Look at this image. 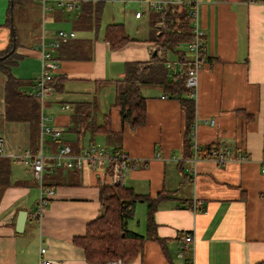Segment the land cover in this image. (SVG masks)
Masks as SVG:
<instances>
[{
  "label": "crops",
  "instance_id": "obj_1",
  "mask_svg": "<svg viewBox=\"0 0 264 264\" xmlns=\"http://www.w3.org/2000/svg\"><path fill=\"white\" fill-rule=\"evenodd\" d=\"M114 1L118 0L111 2ZM189 1L196 3L203 53L194 104L195 134L191 131V147L186 149L183 148L185 114L178 100L168 97L160 88H142L146 118L134 130L124 127L120 131L119 111L113 106L115 81L122 77L125 63L148 62L154 56L156 46L149 41L153 31L152 9H148L147 36L127 34L129 41L110 50L103 38L90 33L94 28L98 31L99 22L91 25L80 22L83 3L72 10L57 8L52 2L48 4L51 9L43 10L37 0L15 4L20 10L26 7L32 10L33 17L29 19L28 32L22 34L16 31L13 16L9 24L7 17L6 25L0 26V53L15 41L10 72L12 68H20L19 62L26 57L32 58L35 74L26 79L11 73L19 82V91L32 96L40 66V44L44 43L43 49L51 53L56 68L54 91L42 109L43 123L58 128L60 136L57 140L47 133L41 137L45 164L42 177L54 193L42 217L36 220L31 213L38 198V185L30 168L18 157L26 151L38 152L39 132L32 147L29 124L6 119V77L0 71V156L11 160V185L0 188V264H38L43 247L45 257L58 264H89L81 249L71 242L100 214L99 188L112 184V180L107 169H92L88 164L65 168L57 164L54 157L57 147L73 143L66 139L69 134L76 135L80 142L78 149L72 150L75 153L92 143L113 152L118 145V151L133 161L121 172V183L140 195L154 197L164 193L165 198L153 213L156 239L146 238L140 252L128 264H184L177 251L187 233L194 236L195 264L264 262V3ZM85 3H101L102 9V1ZM74 13L71 27L61 28L59 25L68 23L66 17ZM39 15L49 25L48 30L38 25ZM59 30L74 32V36L60 39ZM78 31L82 33L76 34ZM183 45L188 50V44ZM185 54L190 61L191 52ZM168 62L167 68L176 72V59ZM77 103H88L97 125L108 114L111 133L121 132L112 148L97 143L96 138L104 137L111 142L117 140L114 136L95 135L81 143L88 133L66 131ZM208 146L224 151L227 162L219 164L210 158L194 157ZM239 156L246 159L240 160ZM195 201L201 202L197 210L192 208ZM20 211L26 212V219L22 232L16 233ZM139 235H147L146 207L145 230Z\"/></svg>",
  "mask_w": 264,
  "mask_h": 264
},
{
  "label": "trees",
  "instance_id": "obj_2",
  "mask_svg": "<svg viewBox=\"0 0 264 264\" xmlns=\"http://www.w3.org/2000/svg\"><path fill=\"white\" fill-rule=\"evenodd\" d=\"M21 0H9L7 22L10 23L12 9ZM83 15L80 18L82 24L91 25L99 22L101 3H83ZM151 37L149 38L156 46L155 54L148 62H126L124 72L120 79L115 81V98L113 106L118 108L121 132L124 127L134 130L144 124L146 118L145 97L142 95L144 87H158L168 97L178 100L185 114V132L183 136V148L191 147V125L194 118V102L188 97L185 87L186 71L190 67L185 51L180 45L191 41V28L184 10L179 6L169 5L160 11L151 12ZM160 23L162 29H157L155 24ZM103 40L110 50L118 48L129 41L124 31L123 24H107L104 29ZM15 42V41H13ZM7 47L0 57L11 50ZM176 56L178 69L171 72L165 64L168 62V53ZM15 52L0 59V71L5 75V117L7 120L24 121L29 124L32 147L36 144L39 132L38 126V103L31 95H23L19 91V82L11 75L10 68L13 63ZM53 82L55 83L54 77ZM66 131L75 134L88 133L90 138L95 135L114 136L116 143L121 132L111 133L108 114L103 117L102 124L97 125L90 112L88 103L74 105L70 115V123ZM80 142L67 144L72 150L78 149ZM65 144V143H64ZM118 146V145H117ZM114 152H118V149ZM216 146H208L202 153L196 152V156L208 157L211 150H217ZM34 151V148L32 149ZM11 160L0 156V188L11 185ZM165 198L164 193L159 192L154 197L140 195L121 182L102 185L99 188L100 214L88 222L84 233L74 237L72 244L81 249L84 259L89 264H104L110 260H132L140 252L146 238L154 237L153 213L158 203ZM137 202L144 203L146 207V230L147 235L142 236L127 228L128 220L133 216V210ZM156 239V238H155ZM256 264H264L259 262Z\"/></svg>",
  "mask_w": 264,
  "mask_h": 264
},
{
  "label": "built area",
  "instance_id": "obj_3",
  "mask_svg": "<svg viewBox=\"0 0 264 264\" xmlns=\"http://www.w3.org/2000/svg\"><path fill=\"white\" fill-rule=\"evenodd\" d=\"M43 10L51 9L52 7L48 4L52 2L57 8L63 10H72L78 7L79 4L85 3L92 0H37ZM102 2H111L113 0H95ZM146 3L150 9L154 11H160L165 7L179 6L182 9L185 8L186 16L190 19L191 28V41L188 43V50L191 52L190 67L187 69L185 87L188 90V97L192 99L195 104L197 98V87H198V71L200 66V58L203 53V42H202V31L199 29L197 21V7L196 3L189 0H140ZM251 2L264 3V0H249ZM140 13H136L135 17H140ZM74 36V32H65L59 30L57 37L60 39H67ZM53 45V44H52ZM54 46V45H53ZM44 43L40 44L39 51V71L35 78V90L32 96L37 100L40 115H39V150L37 153L31 154L26 151L24 154L19 156V160L25 167H29L33 179L38 185V198L36 200L35 209L31 213L33 219L39 220L43 215V210L47 205L50 197L53 195V189L44 183L42 172L45 166L43 155H42V140L43 134H50L52 139L57 140L60 136V130L58 128H50L44 126L43 121L45 117L42 113L43 105L46 98L52 94L54 91L53 75L56 68V64L52 61V55L49 51H44ZM166 67L170 66V63L165 64ZM165 98V96H161ZM67 106H64L66 108ZM212 123V121L210 122ZM196 125L195 115L191 125L192 135L194 136V129ZM2 148V142L0 141V153ZM196 150V148H195ZM196 154L194 155V157ZM55 159L57 164L65 168H80L90 165L92 169L103 168L107 169V173H110L112 184L121 182V172L126 170L129 164L133 161L127 157L123 152H113L106 149L99 144L92 143L85 146L80 152L75 153L72 151L71 147L66 144H62L57 147ZM209 158L213 159L219 164H224L227 162V158L222 150H211ZM240 160L246 159L245 156H239ZM201 206L200 201H195L192 208L197 210ZM46 248H40L39 251V262L38 264H58L57 261L48 259L45 257ZM177 257L183 260L184 264H195L194 261V236L191 233H187L182 237V242L179 245L177 251ZM104 264H123L120 259L110 260Z\"/></svg>",
  "mask_w": 264,
  "mask_h": 264
},
{
  "label": "rangeland",
  "instance_id": "obj_4",
  "mask_svg": "<svg viewBox=\"0 0 264 264\" xmlns=\"http://www.w3.org/2000/svg\"><path fill=\"white\" fill-rule=\"evenodd\" d=\"M7 6H8V0H0V26L6 25V19H7ZM150 7L143 3V1L140 0H118L114 2H103L102 9L100 13V20L98 23V31L96 32L95 28L90 31L92 35L98 34V37L103 38L104 35V29L107 24L111 23H120L123 24L124 31L126 34H130L133 36H147L149 33V26H148V13L151 10ZM27 7L24 10H20L18 5L14 6V9L12 11V19H13V25L16 28V31L19 32V34L28 32V25H29V19L33 17L32 10H27ZM140 13L143 14L140 20L135 19V14ZM76 13L70 14V16L66 17L68 19V23L59 25L64 30H67L71 27L70 20L75 16ZM79 14V13H78ZM38 19V25H44V28L46 30L49 29V25L44 23V19L42 22L41 15L37 16ZM155 27L157 29H162V26L160 23L155 24ZM82 33L81 31L76 32V34ZM184 45H180V49L183 51L188 50L186 47H183ZM168 59L169 60H175L176 56L170 51L168 53ZM22 62V63H21ZM21 62H19L20 68H12L11 73L12 75L18 77V78H29L28 76L32 74H35L36 69L35 63L30 57H26ZM22 65H21V64ZM38 74V71L37 73ZM32 79V77H31ZM29 90L30 88L27 87ZM26 90V88L24 89ZM69 138H66V135L63 136V138H66L69 142L76 143L78 141V138L74 134H69ZM90 138L89 134L84 135L82 138L81 143H86L87 140ZM96 142L103 144L104 146L108 147L109 149L112 148L115 144L114 140L112 139L111 142L107 141L104 137H97ZM85 145V144H84ZM208 158V157H205ZM129 229L137 234H143L145 230V205L144 203L138 202L136 205V209L134 212V216L131 220H128ZM129 261L123 262V264H128Z\"/></svg>",
  "mask_w": 264,
  "mask_h": 264
},
{
  "label": "water",
  "instance_id": "obj_5",
  "mask_svg": "<svg viewBox=\"0 0 264 264\" xmlns=\"http://www.w3.org/2000/svg\"><path fill=\"white\" fill-rule=\"evenodd\" d=\"M14 51V45H12L11 50L4 56L0 57V59L5 58L6 56H8L9 54H11ZM156 54V51H153V55ZM25 219H26V212L24 211H20L17 215V219H16V223H15V231L16 233H21L22 232V228L24 226L25 223Z\"/></svg>",
  "mask_w": 264,
  "mask_h": 264
}]
</instances>
